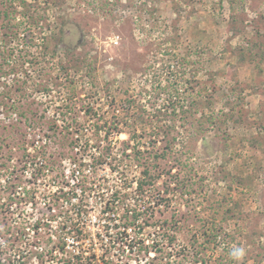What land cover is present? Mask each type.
Here are the masks:
<instances>
[{
  "label": "rangeland",
  "instance_id": "1",
  "mask_svg": "<svg viewBox=\"0 0 264 264\" xmlns=\"http://www.w3.org/2000/svg\"><path fill=\"white\" fill-rule=\"evenodd\" d=\"M2 1L1 14L10 6ZM9 10L32 45L14 38L13 62L20 50L33 58L47 46L52 54L42 76V65L20 60L19 73L4 72L2 33L14 26L0 15V99L17 79L29 81L24 116L5 113L8 101L0 106L6 264L45 260L28 229L37 188L72 174L76 157L90 164L102 156L118 159L120 174L105 164L93 176L126 187L142 182L141 198L160 199L142 216L152 226L154 264H264V0H13ZM64 48L81 54L79 70ZM127 132L137 135L131 146ZM151 139L159 152L170 145L167 156L151 157ZM35 156L39 166L44 157L55 164L40 178L27 163ZM18 177L25 181L15 201ZM215 225L217 245L209 237Z\"/></svg>",
  "mask_w": 264,
  "mask_h": 264
},
{
  "label": "built area",
  "instance_id": "2",
  "mask_svg": "<svg viewBox=\"0 0 264 264\" xmlns=\"http://www.w3.org/2000/svg\"><path fill=\"white\" fill-rule=\"evenodd\" d=\"M91 162L74 159L72 174L45 179L48 184L38 187L30 201L37 207L28 229L39 235L36 244L37 252L45 258L42 263L154 264L157 253L152 246L153 234L151 229L146 231L152 226L143 215L134 218L135 210L142 214L148 211V197L141 198L137 193V182L133 187L124 186L123 181L111 185L104 175L93 176L102 169ZM46 172H50L49 167ZM106 173L108 170H104ZM125 194L128 197L123 202ZM3 247H7L6 241Z\"/></svg>",
  "mask_w": 264,
  "mask_h": 264
},
{
  "label": "trees",
  "instance_id": "3",
  "mask_svg": "<svg viewBox=\"0 0 264 264\" xmlns=\"http://www.w3.org/2000/svg\"><path fill=\"white\" fill-rule=\"evenodd\" d=\"M2 2L4 4H7V1L6 0H3ZM8 4L10 6H13V0H9L8 1ZM10 6L7 7V9L3 11V13H4L5 16L4 15H3L4 17H1L0 16L1 18H3L2 21H4L5 17L7 18L8 24L6 25V27L8 29L10 28L9 27V24L10 23L13 24V26H14L12 28L13 30L11 29V31H9V33H2L3 37L5 36V34L8 37V41L7 42H5V41H2L1 42L3 44L5 43V45H3L4 47L2 49L3 50L2 51V54L5 55V59H4V62L5 63L3 62V65H2V66H4V69L3 70H4V72H9V74H11L12 72L17 73L19 71L18 70L19 65H17L18 62H19V60L21 61V65L22 66H24L23 65L24 62L26 63V61H28L32 65H42V67L40 66L41 69L39 70V76H42V72L45 71V68H44V65L43 64H47V62L49 61V59H48L49 58V55L52 54V53H50L48 51V47L47 46L44 47L43 49L39 50V54L36 55V56H34L33 58H30V55H28L26 57L25 54L22 53V50H20L19 52L21 54L18 57V61L16 60L15 61L16 63L13 62V57L15 56V50L11 47L12 40H14V38H19L20 35L21 36L23 35V37L26 39V41L24 39L25 43L24 42L23 43L26 45L28 43V39L26 38V35L25 34H21L20 31H19V28H20V24L21 23H16V24L15 23H12L13 20L11 18V11L9 10ZM2 14L0 13V15H2ZM30 18L31 19H29V21H31V24L38 25V22L35 19V17L31 16ZM2 26H5V25L2 24ZM56 38L57 37H55V39ZM31 42H34L33 39H32ZM27 46H32V45H30V41L27 44ZM64 51H65V54L68 57H70V62H73V66H75V68L78 69L79 63H80V56H81V54H79L78 52L76 53L74 51H71L69 48H64ZM2 66H0V69H1ZM63 68H64L65 71L67 70V68L65 66ZM27 74H28V71H27ZM28 82H29L28 79H26L24 81H20L19 79H17L16 82H14V84L10 85V88L5 89V91L2 93L3 94L2 95L3 96L2 97L3 99H0V106H1V103L2 102L5 103L6 101H8V103L6 102L8 105H6V104L5 105L4 104L2 105V108H3L2 110H5L6 109V112L5 113H8L12 109H15L16 111H19L20 112V115H22V116L25 115V113L21 110L23 107L21 106V103L20 102L24 98H26L28 96L27 95V93H28L27 87L25 86ZM40 82L41 81H39V82L35 81V84L34 85L35 86H38V88H40V86H42ZM16 91H17V94L15 95L14 92H16ZM130 116L132 117L133 115H130ZM21 118L22 117L19 116V118H18L17 121H19V119H21ZM138 118L140 119L141 116H139ZM167 118H171L170 115H167ZM6 127H7V123H3V122L0 121V128L5 129ZM169 127H175V125L174 126H169ZM115 128H116V133H118V134H121V133H124L125 132L122 129H120V127L119 128L118 127H115ZM127 133L129 135L128 146H131L130 143L133 142L132 140H134L137 137V135H136V132H127ZM96 134H98V133H96ZM110 134H111V132L110 133L109 132H106V137L109 138L110 137ZM2 141L4 142V139H2ZM169 143H171V141ZM155 144H156V142H154V139H151V145H153V146H151L150 149L147 150V152L151 155V157L154 158V159H159V158H162V157L167 156V153H168V150L170 148V145H167L165 147V149H164L163 152H159V151H156ZM28 145H29V143L24 142V143L21 144V147L26 148ZM133 146L134 147H132V148L135 149L134 150L135 151V157L138 158L140 155H142L143 152L141 151V149H137V147H136L137 145L134 144ZM1 147H2V145H1ZM43 147L46 148L47 145H43ZM40 155L42 156L43 154L41 153ZM28 156H30V155H28ZM36 157L37 156H35V159H30L29 161L27 160V163H31V164L33 163V164H36L38 166V167L37 166L33 167V170L34 171H32L31 176L34 177V178H38L43 172L46 171V169L48 168V166H50L51 168H53V166L55 165L52 162L51 163L48 162L47 158L44 157L45 160H42L41 161V162H43V164L39 166V164L36 162ZM76 158H75V160H79L78 158L77 159ZM106 160L107 159L106 158L104 159V156H102L101 159L99 158L97 161L95 160V163H94L95 167H97V165H105V164H112L113 165V164H115V165H113L112 172H114V173H119L120 172L119 170L122 167L120 166L121 164H119L121 162L118 163V159H114L115 162L114 161H111L110 163H106L107 162ZM122 170L123 171H121L122 172L121 174L124 176L125 175V171H124V169H122ZM148 171H149L148 168H146L144 170V173L145 174H148ZM24 181H23L22 178L18 177L17 182H14L13 183V185L16 186V189L13 192V195L10 197L11 200H15L16 201V200H18L20 198V195L18 197H16V196H17V194H20L19 193L20 192L19 188L24 183ZM144 187L145 186L142 185V182H138V189L137 190H139L141 192H144L145 191L144 190ZM24 193H25V195L30 196L31 195V190H27L26 189V191H24ZM152 197H155V200L151 201V205H152V203L154 205H160L161 204L160 203V199H158V195H156V196L154 195ZM142 215H143L142 213L137 212L135 210V213H134V218L135 219H139V217L142 216ZM211 232L212 233H210V236L209 237H210V239H212V241H210V242L213 243L214 245H217L218 244V241H219V240L217 241V238L220 237V234H221V230H220L219 226L218 225H215V227H213L211 229ZM5 234H6L5 227L4 228H1L0 229V238L5 237L4 236ZM173 238L174 237H172V239ZM5 250H7L6 247H4V249H3V247L0 248V264H6V262L4 261V258H3V254H4V251ZM204 261L205 260L203 259V262ZM17 264H26V263H24V262H18Z\"/></svg>",
  "mask_w": 264,
  "mask_h": 264
},
{
  "label": "clouds",
  "instance_id": "4",
  "mask_svg": "<svg viewBox=\"0 0 264 264\" xmlns=\"http://www.w3.org/2000/svg\"><path fill=\"white\" fill-rule=\"evenodd\" d=\"M240 255H242V250H237L235 253V258H239Z\"/></svg>",
  "mask_w": 264,
  "mask_h": 264
}]
</instances>
